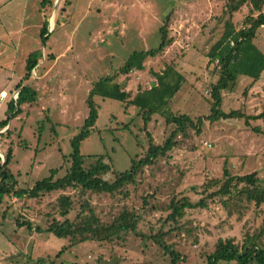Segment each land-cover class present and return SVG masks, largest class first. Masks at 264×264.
<instances>
[{
	"label": "rangeland",
	"instance_id": "rangeland-1",
	"mask_svg": "<svg viewBox=\"0 0 264 264\" xmlns=\"http://www.w3.org/2000/svg\"><path fill=\"white\" fill-rule=\"evenodd\" d=\"M89 1L93 4L87 12ZM144 1L145 7H117L114 15L103 8V0H53L45 9L39 0H0V91L7 92L0 93V124L10 117L6 112L18 94V85L38 92L37 102L21 105L20 114L10 119L9 126L4 130L0 126V161H5L12 148L9 169L17 190L32 188L55 169V179L66 175L72 141L89 115V93L102 78L116 77L115 82L132 99L157 83L154 73L172 66L186 82L173 98L171 110L189 116L194 123L210 115L211 89L219 79V66L208 54L222 37L226 22L241 30L246 18L258 12L250 2L231 12L230 0ZM167 18L172 44L148 59L143 72L121 74L134 52L159 47L160 29ZM46 22L43 42L40 34ZM52 24L54 33L49 30ZM68 34L74 37L72 47L61 51L71 42ZM254 42L264 53V26ZM32 53H37L39 64L24 81ZM95 102L99 117L80 151L87 169L99 157L104 158L111 166L103 176L109 182L115 181L117 173L128 171L133 159L146 156L148 134L163 145L174 129L159 115L145 126L143 113L128 102L102 98ZM222 110H237L245 117L263 114L264 74L258 82L240 76L234 88L223 92ZM176 141L168 156L146 167L123 194L87 193L85 199L104 224L113 223L126 209L139 215L137 232L119 239L90 241L69 249L70 239L45 231L53 219L65 220L57 208L62 194L71 195L76 203L68 216L76 218L83 202L78 191H58L40 199L5 196L0 205V264H174L156 243V236L177 252L175 264H207L220 239H232L239 247L249 242L264 247V204L256 207L244 196L210 198L223 186L225 168L232 176L256 174L264 186V118L248 123L245 118L215 123L205 119L199 133L190 128ZM212 182H216L214 187ZM243 187L245 184L234 183L231 190L236 194ZM185 198L193 203L206 198L208 207L186 209L182 218L170 220L172 201ZM19 220H27L32 228L19 225ZM39 227L44 232H37Z\"/></svg>",
	"mask_w": 264,
	"mask_h": 264
},
{
	"label": "trees",
	"instance_id": "trees-1",
	"mask_svg": "<svg viewBox=\"0 0 264 264\" xmlns=\"http://www.w3.org/2000/svg\"><path fill=\"white\" fill-rule=\"evenodd\" d=\"M43 9L53 5V0H39ZM230 11H237L247 2H250L258 15H250L245 20V27L236 30L231 21L225 23V31L222 37L212 46L208 57L211 62H217L219 69L218 81L212 86L211 113L205 119L210 123L220 120L245 118L248 123L250 119L264 118V113L255 117H245L240 111H231L229 113L222 110L223 92L231 90L236 85L240 76H246L254 82H258L264 74V53L255 44L258 30L264 26V0H230ZM168 18L166 24L160 29L161 43L158 48L147 51L134 52L129 56L125 65L121 68L120 73L123 75L133 71H144L145 62L148 59L156 58L162 54L171 44L172 39L168 35ZM48 23H44L41 30V37L44 39L47 35ZM39 64L37 53H32L27 59V75L23 79L29 80L31 71ZM157 80L155 87L140 90L130 99V93L123 89V85L116 83V77H106L97 81L89 93L87 100L89 115L85 120L84 126L79 135L72 141L73 151L70 155L71 166L65 176L55 179L58 170H52L51 176L38 181L30 189L17 190V181L9 169V163L13 157V150L10 148L4 162L0 161V205L5 196L14 194L20 199L27 197L30 199H40L43 196L54 192H67L69 190L78 191V198L83 200L80 204V211L74 220L68 218L74 210L76 203L72 200L71 195L62 194L58 199L57 208L62 218V222L53 219L50 226L45 230L52 233L59 239H70L67 248H74L82 243L90 241H111L119 239L123 234L137 232L140 221L138 214L127 209L116 217L111 224H104L98 217L94 207L85 199L88 192L99 194H123V190L130 185H134L137 179L144 173L146 167H151L162 159L176 147L177 137L186 135L190 128L200 132L201 126L205 119L199 118L197 123L185 114H176L171 108V102L176 94L182 89L186 79L184 75L172 66H168L159 73H154ZM19 90L17 100H12L8 105L6 114L10 116L3 121L0 126L5 129L11 118H15L21 112V105L34 104L38 101V92L29 86H23L22 83L17 86ZM102 98L128 102L132 107H136L144 115L145 126L151 122L152 117L159 115L164 118L166 125L174 126L170 137L163 145L155 143L151 134L149 135V145L147 154L144 158H135L132 161L131 168L128 171L117 173L115 181L109 182L103 178L111 171V166L104 162L103 157H99L95 165L90 168L84 167L85 157L80 151L81 142L87 139L96 125L99 117V111L95 99ZM225 182L219 191L210 196L211 199L219 196H244L249 202H254L256 207L264 204V186L261 185L260 179L256 174L245 176H232L229 170H224ZM245 184V187L238 189L236 194L232 192L233 184ZM216 182L210 186L214 187ZM208 204L205 199L198 203L190 202L188 199L183 201H172V214L169 219L176 221L182 218L186 209L207 208ZM18 224H29L30 222L18 221ZM37 232H44L38 228ZM155 241L165 250L166 254L172 258L175 264L179 255L170 246L162 242V237H155ZM64 251V250H63ZM60 252V254L63 253ZM237 261L238 264H264V247L255 243H246L239 247L232 239H220L216 244L215 251L207 258V264H218L219 262ZM40 264H43L41 262Z\"/></svg>",
	"mask_w": 264,
	"mask_h": 264
},
{
	"label": "crops",
	"instance_id": "crops-1",
	"mask_svg": "<svg viewBox=\"0 0 264 264\" xmlns=\"http://www.w3.org/2000/svg\"><path fill=\"white\" fill-rule=\"evenodd\" d=\"M73 1V0H72ZM93 4V2L91 3V1L88 2V6L86 7V11L88 12V9L91 7V5ZM103 8L106 9V10H112L114 11V15H116V11L118 10L117 7L119 8H122V7H128L129 5L131 7H133L134 5H141L142 7H145L146 5V2L144 0H131L129 2H125V0H103ZM116 9V10H115ZM113 17V16H112ZM53 19H55L53 17ZM72 19H69V21H71ZM54 23V21H53ZM125 24V23H124ZM124 24H122V26H124ZM172 24L176 25V21L175 19L172 20ZM51 26V25H50ZM54 24H52V27H49V30H51L52 33L55 32L54 28H53ZM66 27V26H65ZM109 27V26H108ZM77 29V28H75ZM42 30V29H41ZM67 34V33H66ZM41 36V34H40ZM67 37H69V40L71 41L70 44H68L64 49H62L61 51H64L65 49L69 48V47H72V43H73V34H68ZM48 38V36L46 37ZM54 49H56L55 47H52ZM137 72H143V71H137ZM19 92V90H18ZM0 93H7L5 89L1 90ZM1 99V98H0ZM2 102V101H1ZM9 126V125H8ZM7 126V127H8ZM6 127V128H7ZM4 130V129H3Z\"/></svg>",
	"mask_w": 264,
	"mask_h": 264
},
{
	"label": "built area",
	"instance_id": "built-area-1",
	"mask_svg": "<svg viewBox=\"0 0 264 264\" xmlns=\"http://www.w3.org/2000/svg\"><path fill=\"white\" fill-rule=\"evenodd\" d=\"M35 69V68H34ZM33 69V70H34ZM35 72V71H34ZM134 72V71H133ZM132 73V72H131ZM19 93V92H18ZM17 96H14V100L16 101L17 100V98H18V94H16ZM3 101V100H2Z\"/></svg>",
	"mask_w": 264,
	"mask_h": 264
},
{
	"label": "water",
	"instance_id": "water-1",
	"mask_svg": "<svg viewBox=\"0 0 264 264\" xmlns=\"http://www.w3.org/2000/svg\"><path fill=\"white\" fill-rule=\"evenodd\" d=\"M152 87H155V84L154 83H152ZM19 94V93H18Z\"/></svg>",
	"mask_w": 264,
	"mask_h": 264
},
{
	"label": "bare ground",
	"instance_id": "bare-ground-1",
	"mask_svg": "<svg viewBox=\"0 0 264 264\" xmlns=\"http://www.w3.org/2000/svg\"><path fill=\"white\" fill-rule=\"evenodd\" d=\"M52 27V26H51Z\"/></svg>",
	"mask_w": 264,
	"mask_h": 264
}]
</instances>
